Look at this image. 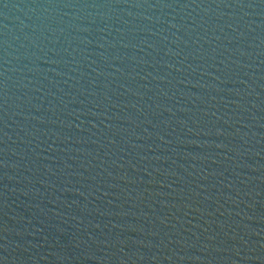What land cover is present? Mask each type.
<instances>
[{
	"label": "water",
	"instance_id": "obj_1",
	"mask_svg": "<svg viewBox=\"0 0 264 264\" xmlns=\"http://www.w3.org/2000/svg\"><path fill=\"white\" fill-rule=\"evenodd\" d=\"M0 264H264V0H0Z\"/></svg>",
	"mask_w": 264,
	"mask_h": 264
}]
</instances>
